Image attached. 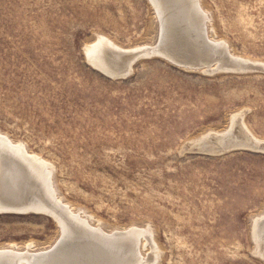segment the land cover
I'll return each mask as SVG.
<instances>
[{
    "label": "rangeland",
    "instance_id": "obj_1",
    "mask_svg": "<svg viewBox=\"0 0 264 264\" xmlns=\"http://www.w3.org/2000/svg\"><path fill=\"white\" fill-rule=\"evenodd\" d=\"M200 6L222 42L219 71L145 57L158 44L148 0H0V136L50 163L58 197L105 234L138 230L140 264H264L252 235L264 214V151L195 146L235 115L264 140V0ZM99 37L121 48H106L109 71L87 51ZM21 186L19 201L3 189L0 204L49 199L46 184L41 195ZM64 226L0 212V247L51 250Z\"/></svg>",
    "mask_w": 264,
    "mask_h": 264
},
{
    "label": "bare ground",
    "instance_id": "obj_2",
    "mask_svg": "<svg viewBox=\"0 0 264 264\" xmlns=\"http://www.w3.org/2000/svg\"><path fill=\"white\" fill-rule=\"evenodd\" d=\"M148 1H150L151 6L154 7V11L156 12V23L158 25V44L156 43L154 48H150L151 50H149L148 52H142L145 54V57L147 55H156L166 59L169 62L179 63L181 65H189L198 70L204 71L203 69L206 70V68H209L211 70L219 71V67H221V63L219 62L221 56L214 57V50L220 48L222 42L218 43L215 41V38H211L209 27L207 26V24L203 23V17H205L206 19L207 17L202 13L200 0ZM210 38L213 40H211ZM207 43L210 44L211 47H209L210 45H208ZM108 47L119 50L116 48L115 44L110 42L108 39L99 37L97 44L93 47H88L87 51L90 54H94V56L96 57L98 56L99 60L100 57H103V63L99 62L100 66H104L106 70H111L112 68H114V66L106 62V48ZM221 48L223 50V47ZM210 52L213 53V56ZM231 58L237 61L239 60L238 58L236 59L233 56ZM242 63L245 65L248 62L244 61ZM239 116L240 115H235L232 117L230 127L227 128L226 131H212L210 133H207L206 135H202L201 140H199L195 146L200 150L208 148L207 146H209L208 151L210 152H218L220 147H236L238 145L246 146L252 148L253 150L260 148V145L264 147V140L253 136L249 129L245 125H243V121L241 122ZM236 125H239L241 128V138H239L240 136H236V134H234L233 132V129L236 128ZM1 138L2 136H0V150H2V153H4L3 158L7 159V161L9 162L1 163L0 161V192L2 190L1 183L4 177L3 172L6 168L9 169L8 163H13L14 165L17 164L18 166L22 167L23 177H19L17 185L26 184L28 186L35 184L36 192L41 195V192L39 191V189L41 188L38 185L46 184L49 199L39 201L40 198H38L37 195H34L35 199L38 200L33 199L32 203L30 204L27 202V204H22L23 207L20 206L19 208L21 209L19 210H14L15 207L13 209H8V206L6 207L3 204H0V211L13 210L18 212L31 209L37 212H50V214H52L53 218L58 222L60 227L65 224L63 228V232L65 229V233H63V238H61L60 242L57 243V245L51 250H33V243H29L27 247L24 246L25 249H20L17 245L2 246L0 247V264H90L88 257H85L83 255V252L86 253L84 247L79 248L76 245L78 239L80 241H83L84 238L88 240L90 239L89 237L94 234L96 235L95 238L97 240H109L113 244H116V242L127 238L128 236L133 237V235H127L126 233L121 232L114 233L113 235H107L103 232L102 223L100 221L94 220L93 217L88 216L85 212L79 213V210L73 209L69 205H65V203H63L62 200L58 197L57 192L54 189L53 168H51L50 163L44 161L37 155L29 154L24 148L25 145H15L10 143V141L7 142L3 138V140L7 142L6 143ZM194 142L196 141L194 140ZM22 181L24 182L21 183ZM90 217L92 219H90ZM65 221H69V223ZM94 222H96V224H94ZM252 225V235L254 237V241L256 242V248L261 250L259 251L260 254L264 251V214L262 216H258L254 220V223ZM147 234L151 235L152 233L148 231ZM129 247L132 248V246L130 245L124 246L125 251H128ZM112 253H114V251H112ZM261 254L262 257H264L263 253ZM137 255L139 257V252ZM131 256L132 254L127 257V261L130 260ZM132 259H135V257H133ZM157 261L158 260H154V262Z\"/></svg>",
    "mask_w": 264,
    "mask_h": 264
},
{
    "label": "water",
    "instance_id": "obj_3",
    "mask_svg": "<svg viewBox=\"0 0 264 264\" xmlns=\"http://www.w3.org/2000/svg\"><path fill=\"white\" fill-rule=\"evenodd\" d=\"M208 45H210V44H208ZM209 47H211V45ZM210 51H211V49H210ZM210 53L213 56V53L212 52H210ZM214 53H215L214 57H220L222 55V52L219 48L215 49ZM221 58H220L219 62H224L223 57H221ZM230 61L233 64L236 63V65L241 64V62L233 60L232 58L230 59ZM173 64L181 65L179 63H173ZM181 66L193 68L189 65H181ZM239 69H241V68H239ZM239 69H238V71H240ZM196 70H198V69H196ZM239 149H252V148H249L246 146H240V145H238L236 147H231V146L230 147H220L218 152H210V153L211 154H224V153H227V152H230L233 150H239ZM255 150L264 151V147L260 145V148H257ZM5 162H9V161H7V159H5ZM8 164H9V166L8 165L7 166L9 169L6 168L5 171L3 172L4 177H3V180L1 183L2 184V190L5 189L4 191H6V194L3 191V196L7 200L19 201L20 200V194H19L17 187H19V188H23V187L20 184H18L19 185L18 186L17 181L19 180V177H23L22 167L18 166L17 164L14 165L13 163H8ZM26 193H24V194H26ZM46 207H47V205H46ZM0 212H8V210L0 211ZM10 212H12V211H10ZM19 212H21V213L45 214V215L52 216V214H50V212L49 213H47L45 211L37 212V211L31 210V209H27L25 211H19ZM138 233H139L138 230L133 229L130 233H126V234L127 235H136V236L124 238V239L116 242V244H113L109 240H103V239L97 240L95 238L96 235L93 234V235H91V237L87 236L90 238L88 240L84 238L83 241H80L78 239L76 245L79 248L84 247L86 253L83 252V255L85 257H88L90 264H137L136 260L139 259L138 255H137L139 252V250H138L139 249V237L141 236V235L139 236ZM126 245L127 246L130 245V246H132V248L129 247L128 251H125L124 246H126ZM112 251H114V253H112ZM130 254H132V256H131L130 260L127 261V257L130 256ZM133 257H135V259H132ZM139 263H141V262L139 261Z\"/></svg>",
    "mask_w": 264,
    "mask_h": 264
}]
</instances>
